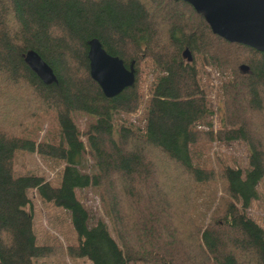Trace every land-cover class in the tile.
I'll list each match as a JSON object with an SVG mask.
<instances>
[{
  "label": "trees",
  "instance_id": "obj_1",
  "mask_svg": "<svg viewBox=\"0 0 264 264\" xmlns=\"http://www.w3.org/2000/svg\"><path fill=\"white\" fill-rule=\"evenodd\" d=\"M91 39L125 68L134 64V84L115 97H105L90 76ZM27 51L51 67L55 83L45 85L30 70ZM186 52L230 76L221 87L215 135L195 61L187 62ZM146 60L160 75L150 88L144 130L116 125V114H133L141 105L139 70ZM12 98L23 108L9 106ZM0 101V264L60 256L90 264H264V228L246 214L264 179V54L213 34L189 4L0 0ZM6 108L19 114L18 122ZM77 114L90 118L82 134ZM214 138L245 143L248 169L219 158L217 169L193 165L190 147ZM19 152L63 162L59 185L35 174L16 176ZM85 155L93 161L92 175L81 170ZM215 183L223 197L201 224L193 216L195 201ZM90 186L98 190L111 230L104 219L89 226L76 191ZM30 190L70 214L75 245L36 243Z\"/></svg>",
  "mask_w": 264,
  "mask_h": 264
},
{
  "label": "rangeland",
  "instance_id": "obj_2",
  "mask_svg": "<svg viewBox=\"0 0 264 264\" xmlns=\"http://www.w3.org/2000/svg\"><path fill=\"white\" fill-rule=\"evenodd\" d=\"M184 55L187 62H191L192 58L195 61L199 73V83L207 96L209 108L212 111L208 120L213 125V133L215 135L221 129L220 116L223 106L221 87L230 79V76L228 74L220 75L216 69L207 65L199 56L191 57L187 52ZM139 71V93L142 96L141 105L133 114H116L114 116V123L116 125L122 123L133 129L143 131L150 88L160 74L152 67L148 60L141 63ZM20 91L19 89V93ZM22 97L24 98V96ZM18 101L16 98H12V104L7 99L9 106H17L16 109L19 110L23 108V104ZM13 110V108H6L3 112H7L6 116L8 118H13L12 122H18L19 119L17 117L19 114L13 112ZM74 117L76 125L82 134L90 118L84 114H77ZM201 129L207 130L205 127H201ZM46 131L47 124L44 125L42 132H40L39 138L43 137ZM81 139L85 141L83 135ZM190 152L193 165L200 168L217 169V159L219 158L231 168L239 169L242 172L248 169L249 154L245 143L241 141L221 142L214 138L212 142L191 146ZM64 166L63 162L41 157L37 153L19 152L15 158L14 173L16 176L35 174L42 177L51 185L58 186ZM81 170L90 175L95 172L93 161L87 155L83 158ZM168 174L166 175L167 178H171L172 175L168 176ZM257 192L258 197L251 203L246 214L256 224L264 228V179L257 185ZM28 197L32 202L34 233L38 245H55L65 248L77 243V237L70 222V214L67 211L55 207L51 202L42 201L35 190H30ZM76 197L89 214V226H93L98 220L104 219L111 230L98 197V190L95 187L90 186L86 189L77 190ZM222 197L223 188L219 183L212 184L208 189L202 190L194 204V218L201 224H205L209 216L219 207ZM33 264H90V262L86 259H70L66 256H60L59 258L38 259Z\"/></svg>",
  "mask_w": 264,
  "mask_h": 264
},
{
  "label": "water",
  "instance_id": "obj_3",
  "mask_svg": "<svg viewBox=\"0 0 264 264\" xmlns=\"http://www.w3.org/2000/svg\"><path fill=\"white\" fill-rule=\"evenodd\" d=\"M181 1L204 18L213 34L264 54V0ZM87 58L90 76L105 97H115L134 84V64L125 68L123 61L109 55L97 39L88 42ZM24 62L45 85L56 82L53 70L36 52L27 51Z\"/></svg>",
  "mask_w": 264,
  "mask_h": 264
}]
</instances>
